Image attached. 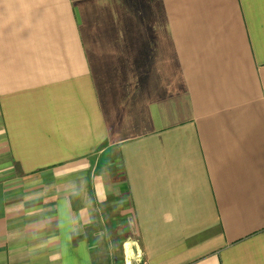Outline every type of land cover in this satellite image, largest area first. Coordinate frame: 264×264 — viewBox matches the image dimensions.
<instances>
[{
    "label": "crops",
    "instance_id": "obj_1",
    "mask_svg": "<svg viewBox=\"0 0 264 264\" xmlns=\"http://www.w3.org/2000/svg\"><path fill=\"white\" fill-rule=\"evenodd\" d=\"M264 264V0H0V264Z\"/></svg>",
    "mask_w": 264,
    "mask_h": 264
},
{
    "label": "built area",
    "instance_id": "obj_2",
    "mask_svg": "<svg viewBox=\"0 0 264 264\" xmlns=\"http://www.w3.org/2000/svg\"><path fill=\"white\" fill-rule=\"evenodd\" d=\"M122 264H147L136 238L125 243Z\"/></svg>",
    "mask_w": 264,
    "mask_h": 264
}]
</instances>
